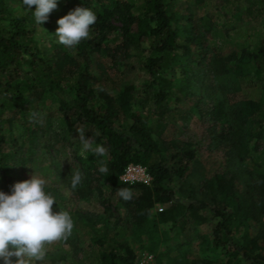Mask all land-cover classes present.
<instances>
[{
  "label": "trees",
  "instance_id": "16d2710c",
  "mask_svg": "<svg viewBox=\"0 0 264 264\" xmlns=\"http://www.w3.org/2000/svg\"><path fill=\"white\" fill-rule=\"evenodd\" d=\"M59 1L57 14L51 13L40 26L30 11L12 15L7 0H0V191L11 194V186L22 181L19 172L25 155L18 132L23 131L30 142L43 135L35 115L44 99L56 98V128L62 141L83 127L86 138L99 133L95 142L108 149L104 157L87 153V159L76 158L85 178L83 188L73 191V201L51 193L53 205L73 219L69 238L76 239L78 227L86 230V244L74 247L72 264L78 262L79 249H87L88 264H136L133 248L118 237L108 219L98 226L74 211L75 201L88 197L96 200L104 215L118 213L133 236L144 232L149 243L143 249L154 256L160 240H165L160 224H169L171 231L180 228L175 238L182 241L178 244L182 248L191 246L195 237L178 236L188 222L192 230L211 223L209 238L197 235L205 244L202 258L186 263L176 252L173 264H264V33L254 30L253 43H234L233 28L213 29L209 18H196L189 7L178 12L176 0ZM256 3L264 8V0ZM76 7L92 9L97 21L90 28V38L69 50L57 42L58 25L53 19ZM206 27L211 38L206 37ZM134 50L140 52L139 70L146 77L142 88L114 82L99 66V75L94 74V58L107 55L112 67H117L132 59ZM190 64L203 74L192 73ZM174 68L180 69V78L173 74ZM195 79L204 95L196 91ZM251 88L258 90V99L242 98L226 108L225 91L236 96ZM140 93L142 102H138ZM185 104L188 115L207 125L209 141H217L226 160H236L243 170H227L204 183L208 202L194 193L179 198L168 186L173 178L183 182L195 159L189 143L163 137L165 117ZM6 148L10 153H4ZM99 160L106 163L107 176L100 173ZM129 164L146 168L149 186L120 182ZM240 182L245 188L239 187ZM119 188L130 189L132 199L123 200ZM156 205L163 210L153 214ZM205 211L208 218L200 214ZM219 250L225 251L223 262L212 259L210 252ZM91 254H96L94 260L89 259ZM156 262L162 264L158 258Z\"/></svg>",
  "mask_w": 264,
  "mask_h": 264
},
{
  "label": "rangeland",
  "instance_id": "374dc122",
  "mask_svg": "<svg viewBox=\"0 0 264 264\" xmlns=\"http://www.w3.org/2000/svg\"><path fill=\"white\" fill-rule=\"evenodd\" d=\"M142 0H135L138 4ZM59 0H57V9L52 11L53 15L57 14L59 9ZM256 2L258 0H176L175 9L179 12L182 7H189L195 11L196 18L210 19V27L217 29L222 27L223 29L230 31V39L234 43H253L251 34L254 30H259L264 33V8L258 5ZM7 6L9 12L13 15L15 14H25L28 12L23 6L22 2L19 0H7ZM264 6V5H263ZM35 10V6L33 9ZM239 15V16H238ZM238 16V18H237ZM57 18L53 19V22H57ZM116 26H119L118 22H114ZM40 27H38L39 36H43ZM206 37L211 38V33L208 32L209 28L206 27ZM40 39V38H39ZM41 40H47L41 38ZM217 38L213 39V42L217 43ZM213 42L211 44H213ZM132 54H135L132 59L123 63L122 66L112 67L110 58L107 55H102L100 57L94 58L95 67L93 72L95 75H99L98 66L104 68L110 78L116 83L122 84H132L137 88H142V83L146 80L144 73L139 70V56L140 52L134 50ZM141 61L143 58L140 59ZM133 64V65H132ZM172 68V67H170ZM189 69L192 73L199 74L202 73L195 65L190 64ZM179 68H174V75L180 78ZM199 76V75H198ZM195 79L193 84L196 86V91L199 94L205 93V90L199 89L200 83ZM142 92V89L141 91ZM224 96L229 98L226 103V108L233 101L242 98H248L256 100L258 99L259 92L256 88L243 89L236 96L225 91ZM141 95V96H140ZM138 97V102H142V93ZM218 96H222L219 94ZM56 98L48 97L44 99V102L39 106L38 112L35 115V120L40 122L39 124L43 128V135H39L32 142L26 140L23 131L18 132V140L22 145V154L25 155L23 160L25 165L23 169L19 172V176L22 181L30 179L31 175L35 173L38 177L46 180L45 191H50V193H58L64 200L73 201V191L83 188L85 175L80 167V164L76 160L79 155L82 145L79 141V134L74 131L71 133L69 140L62 141L58 129L56 128ZM188 105H181L175 114H170L165 117V123L167 127L165 129L163 137L168 140H180L189 143L195 149V159L190 163L189 168L185 173V179L182 182L179 179L173 178L169 183L171 187L177 194L179 198H186L188 195L194 193L199 199L208 202L209 200V190L203 187L204 183H208L213 179L216 174L231 170L233 172H242L243 170L237 167L236 160L228 162L225 158L224 150L217 148L219 143L209 141L207 125L203 124L197 117L188 115L186 113ZM9 152V149H4V153ZM10 153V152H9ZM49 166V170L46 168ZM80 169L83 174L82 183L76 188L72 189L70 184L69 174L72 169ZM239 187L245 188L243 182L239 183ZM185 202V201H184ZM53 212H59L60 210L56 206H52ZM163 210L161 205H156L155 209L152 211L153 214ZM76 213L80 216H85L91 220H94L98 226L102 222L108 219L112 223L113 227L116 226V232L119 238L123 241L128 242L135 252L137 257L138 253L144 252V246L148 245V237L144 235V232L138 235H132L124 223H121L122 219L119 220V214L116 212H111L109 215H104L102 208L97 205L94 198H86L85 201H75ZM204 218H208L209 212L205 211L200 213ZM125 219V217H123ZM125 221V220H124ZM264 224V218H263ZM123 225L124 228H120ZM181 225V224H180ZM191 222L187 223V229L182 233L179 232L178 236L187 235L191 237L195 236L191 246L178 247L180 242L176 237V232L170 230L169 224H160L159 233L161 234L160 244L156 250L155 257L161 260L162 264H173L174 257L173 253L178 252L179 257L186 263L191 261L200 260L203 256V249L205 244L202 240L198 238L197 235H203L209 238L211 235V223H205L196 227V230L190 228ZM179 227V225H178ZM86 230L80 227L77 228L75 234L76 239L68 238L66 241H58L47 246V254L43 262H38V264H67V260H70V264L73 263L70 258H73L74 247L77 249L78 244H86L85 233ZM165 233L164 237L162 236ZM257 232V231H256ZM81 239V240H80ZM163 240V241H162ZM86 250L79 249L78 264H88L89 261L86 260ZM212 259H217L218 262H223L225 257V251H212ZM53 256H56L57 261H55ZM96 254H91L89 259L94 260ZM63 258L62 262L58 263V259ZM76 258V257H74ZM173 259V261H172ZM53 260V261H52ZM64 261V262H63ZM136 263V262H135ZM1 264V262H0Z\"/></svg>",
  "mask_w": 264,
  "mask_h": 264
},
{
  "label": "clouds",
  "instance_id": "9594fccd",
  "mask_svg": "<svg viewBox=\"0 0 264 264\" xmlns=\"http://www.w3.org/2000/svg\"><path fill=\"white\" fill-rule=\"evenodd\" d=\"M22 6L31 12L35 23L41 26L57 9V0H22ZM96 21L97 15L90 8L76 7L70 10L56 22L57 42L66 49H74L82 40L90 38V28ZM76 132L82 145L79 152L81 157L87 159V153L95 157L107 155L108 149L95 142V136L99 133L86 138L83 127H77ZM98 163L100 173L107 176L109 170L106 163L103 160ZM68 177L72 189H76L82 183L83 174L77 168L72 169ZM46 183L45 179L33 173L30 179L12 185L11 194L0 191V261L3 264L43 262L48 245L66 241L71 236L73 219L65 210L53 212L52 206L56 200L45 191ZM117 193L125 201L132 199L130 189L119 188Z\"/></svg>",
  "mask_w": 264,
  "mask_h": 264
},
{
  "label": "built area",
  "instance_id": "2783aa9c",
  "mask_svg": "<svg viewBox=\"0 0 264 264\" xmlns=\"http://www.w3.org/2000/svg\"><path fill=\"white\" fill-rule=\"evenodd\" d=\"M120 182L128 185L142 184L149 186L151 177L145 167L138 164H129L119 177ZM136 264H157L153 254L146 251L138 253Z\"/></svg>",
  "mask_w": 264,
  "mask_h": 264
}]
</instances>
